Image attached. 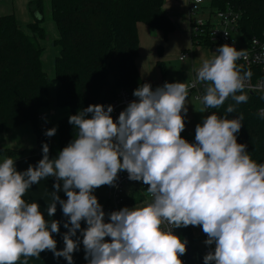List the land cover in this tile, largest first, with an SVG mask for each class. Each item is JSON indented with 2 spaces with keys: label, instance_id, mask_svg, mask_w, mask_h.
<instances>
[{
  "label": "clouds",
  "instance_id": "obj_1",
  "mask_svg": "<svg viewBox=\"0 0 264 264\" xmlns=\"http://www.w3.org/2000/svg\"><path fill=\"white\" fill-rule=\"evenodd\" d=\"M215 53L195 69L193 85L165 82L153 90L144 83L135 89L138 99L115 122L112 105L93 104L71 115L68 122L76 128L75 138L56 158L50 159L44 143L43 158L23 172L17 171L15 160L4 159L0 264H18L21 257L28 264L27 258L45 250L73 264L81 242L88 264H182L187 241L173 229L189 225L202 226L204 243L215 244L203 257L204 264H264V163L253 160L247 146L237 142L243 114L229 118L236 105L247 103L248 91L264 93V80L251 84L252 71L237 64L247 61L246 50L224 44ZM196 84L204 87L198 97L201 112L219 109L229 97L235 103L224 116H206L195 127V143H190L181 133L189 89ZM258 115L264 119V108ZM56 131L53 127L45 135L52 137ZM124 170L130 181L149 185L150 202L108 213L105 222L106 213L93 192L102 185L116 186ZM48 177L56 180L48 217L59 203L68 218L63 225L68 229L65 247L59 251L53 238L60 231L59 221L46 220L37 202L23 198L32 185ZM61 190L66 200L57 194Z\"/></svg>",
  "mask_w": 264,
  "mask_h": 264
},
{
  "label": "trees",
  "instance_id": "obj_2",
  "mask_svg": "<svg viewBox=\"0 0 264 264\" xmlns=\"http://www.w3.org/2000/svg\"><path fill=\"white\" fill-rule=\"evenodd\" d=\"M212 4L219 9L231 7L240 13L244 41L262 35L264 0H213ZM163 6L164 0H50L51 17L60 33L55 40L60 46V53L54 59L58 80L55 105L68 107L70 111L58 122V152L53 149V138L45 135L51 124L42 125L39 118L42 110L51 106L49 77L42 63L41 41L47 38L42 25L43 0L30 2V10L36 16L27 25L31 33L26 32L13 13L0 14V134L30 122L37 136L34 149L17 151L0 146V154L14 157L36 152L43 158L42 146L47 143L50 159L56 158L75 138L76 128L68 122L71 115L89 105L106 106L121 87L133 94L144 83L151 84L153 90L163 86L144 79L136 62L138 23L166 35L175 29ZM248 95L247 103L236 105V112L229 114V118L243 114L237 142L247 146L253 160L264 163V119L258 115L264 104L263 94L248 91ZM234 103L229 97L217 111L224 116L228 105ZM177 231L191 247L188 264H204L205 255L194 247L192 228L180 227ZM203 235L207 238L204 232Z\"/></svg>",
  "mask_w": 264,
  "mask_h": 264
},
{
  "label": "crops",
  "instance_id": "obj_3",
  "mask_svg": "<svg viewBox=\"0 0 264 264\" xmlns=\"http://www.w3.org/2000/svg\"><path fill=\"white\" fill-rule=\"evenodd\" d=\"M33 0H0V14H10L13 13L19 24L24 27L26 32L31 33V30L27 27L30 23L35 21L36 16L30 10V2ZM167 15L172 19L173 23L178 28L179 34H188L189 33V0H164L163 6ZM45 19V17H44ZM44 26L47 37L48 34H51L56 39L59 38L60 33L58 27L54 21L48 20L42 23ZM175 29L173 31H175ZM170 32V33H173ZM177 31V30H176ZM138 32L140 34V46L141 41L143 40L142 34L145 35L150 41L147 42L149 45L150 51L155 55L158 56L159 53H162L161 46L158 48L157 45L160 42V34L161 30L151 28L143 22L138 23ZM184 41H185V37ZM55 39V40H56ZM155 40V41H154ZM46 39L41 41V45L44 47V51L42 53V63L44 68V61H45V49ZM188 40L185 41V45H188ZM158 48V49H156ZM54 50V51H53ZM217 47L214 45H197L193 44L192 39H190V45L187 48H184L180 54L184 51H188L190 53V57L186 61V69L185 71L188 72V80L187 84L196 80V71L195 69L199 68L202 65V62L206 59H210L214 55H216ZM60 53V46H54L51 48L50 52H48V65L51 62V59ZM158 53V54H157ZM180 60V59H179ZM54 62V60H53ZM137 66L140 71L142 77L146 80L152 81L156 85H163L166 81L165 78L160 80L159 78H154L149 74H144L141 70V64L143 61L139 62V57H137ZM185 62V61H183ZM141 63V64H140ZM45 70V68H44ZM46 71V70H45ZM186 72V73H187ZM54 74H55V67H54ZM56 78V74H55ZM155 81V82H154ZM174 82H178L176 80H171ZM58 85V80L56 78V86L55 92ZM50 91V88H49ZM189 93V96L186 100V107H187V114L185 115V130L181 133L182 138H191L192 143H195V127L197 124L203 122V119L208 116L207 111L201 112L203 108V104L200 102L201 100L192 97ZM63 112L61 109H58L56 106L51 105L48 108L42 110V113L45 115L46 121L51 124L50 117H53L58 112ZM49 114V115H48ZM182 115L183 112H182ZM0 146L5 148H11L17 151H24L29 149H34L37 147V136L34 132L33 126L30 122L24 123L19 125L8 132L0 134ZM6 158H12L15 160V167L17 171L23 172L25 171L30 165L35 166L42 157L36 152H29L23 155H18L11 157L6 154H0V163L3 162ZM56 183L55 177H48L43 179L38 184H34L31 188L26 192L25 196L23 197L26 202H37L40 206V211L45 216L46 220H56L59 221L60 231L59 233H53V238L57 242V251L62 250L65 245L63 241V235L68 231V229L64 228V223L68 221V218L63 215L62 208L59 203H57V210L52 217H48L47 214V206L51 203V196L50 193L55 191L53 185ZM62 187V182H61ZM61 199L66 200V194L61 190L57 193ZM87 227L86 222L81 221V228L84 229ZM194 228V226H193ZM200 228V227H199ZM201 229V228H200ZM202 231V230H201ZM77 236L81 237L80 231H77ZM76 237H73L75 239ZM28 264H67V261L63 257L56 258L54 257L53 252L49 250H45L41 252L39 257H29ZM24 257H21V260L18 264H23ZM73 264H88V261L85 259V250L82 242L80 243L79 250L73 253Z\"/></svg>",
  "mask_w": 264,
  "mask_h": 264
},
{
  "label": "built area",
  "instance_id": "obj_4",
  "mask_svg": "<svg viewBox=\"0 0 264 264\" xmlns=\"http://www.w3.org/2000/svg\"><path fill=\"white\" fill-rule=\"evenodd\" d=\"M212 1L199 0L197 2V0H189V34L191 35L193 44L204 45V43H207V45H214L217 48L228 44L233 45L237 50H246L248 53L247 61L241 59L237 61V64L243 65L247 70L250 69L252 71L251 84L264 80V30L261 36H254L249 41H244L240 28V13L231 7L219 9L213 6ZM200 7L202 9L209 7L211 11L206 16L200 17L198 14ZM182 56L188 58L190 57V53L184 51L179 55V59L184 61L181 59ZM195 81L190 82L189 85H193ZM249 92L254 93L253 91ZM189 93H193L195 98L198 99V97L204 94L203 84H196L190 87ZM261 94L264 95V93ZM136 99L138 98L128 89L124 87L118 89L115 99L107 104L113 106L114 110L111 116L114 122L118 119L120 112L131 101ZM261 108H264V104ZM211 112H216L218 116H222L217 109H209L207 114L210 115ZM39 118L42 125L48 124L43 113H40ZM184 139L192 143L191 138L186 137ZM102 186L106 188L107 196L106 201L100 203L106 213L105 222H109L108 213L118 211L124 207H142L145 206L146 202H150L151 199L146 192L149 185L143 184L142 181H130L126 170L118 173L116 186ZM133 199H136V202L132 201ZM173 233L179 236L177 228L173 229ZM110 239V237H106L107 241H110ZM209 251L211 250L206 249L203 255H206ZM180 259L182 260V264H188L189 258L187 253L181 256Z\"/></svg>",
  "mask_w": 264,
  "mask_h": 264
},
{
  "label": "rangeland",
  "instance_id": "obj_5",
  "mask_svg": "<svg viewBox=\"0 0 264 264\" xmlns=\"http://www.w3.org/2000/svg\"><path fill=\"white\" fill-rule=\"evenodd\" d=\"M208 1V0H207ZM206 6V5H205ZM204 10V11H202ZM211 9L209 7L201 8L199 9V16L204 17L206 16ZM43 13H44V21L52 20L51 17V8H50V0H43ZM189 13V8H188ZM43 21V22H44ZM177 30V31H176ZM178 28L176 27L175 31L173 33H168L167 35L162 31L160 34V42L158 43L157 47L159 48L161 46L162 53H157L158 56H155L149 49V45L147 44L150 39H148L145 35L142 34L143 40L141 41V47L139 49V62L141 60L143 61V64H141V70L144 74H149L153 76L154 78H159L160 80H163V78L166 79V81L176 80L178 82H184L188 83V72L185 71L186 69V61L183 62L179 60L180 52L184 49L189 47L190 45V39L191 35L188 34H179ZM139 35V46H140V34ZM188 40V45H185V41ZM55 37H53L51 34H48V37L46 38V45L45 49L47 53L45 52V65L44 68L48 74L49 77V88H50V99H51V105H55V86H56V78L54 74V57L51 59V62H49L48 65V52H50L51 48H54V46H57L55 44ZM155 41V40H154ZM156 48V49H158ZM54 51V50H53ZM187 72V73H186ZM155 82V81H154ZM156 83V82H155ZM190 84V83H189ZM188 84V85H189ZM192 97H194V94H190ZM201 102V101H200ZM202 103V102H201ZM58 109H61L63 112H58L56 115L50 117L51 122V128L55 127L57 129L56 134L52 136L53 138V149L55 152L59 151L58 147V122L60 119L64 118L69 114V108L68 107H58ZM93 194L97 197L98 202H104L106 201V188L104 186H100L99 188L95 189ZM192 228L193 234L195 236V242L194 247L197 249L198 252L204 254V251L206 249H214L215 244L208 246L204 243V241L207 239L204 235L199 226H193L189 225ZM106 240V238H105Z\"/></svg>",
  "mask_w": 264,
  "mask_h": 264
},
{
  "label": "water",
  "instance_id": "obj_6",
  "mask_svg": "<svg viewBox=\"0 0 264 264\" xmlns=\"http://www.w3.org/2000/svg\"><path fill=\"white\" fill-rule=\"evenodd\" d=\"M186 253H187L188 258L192 257V251L189 245H186Z\"/></svg>",
  "mask_w": 264,
  "mask_h": 264
}]
</instances>
